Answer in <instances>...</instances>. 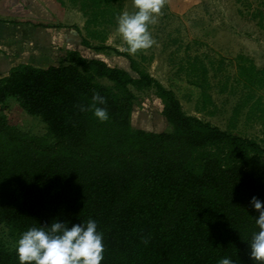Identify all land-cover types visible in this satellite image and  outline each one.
<instances>
[{"label":"trees","instance_id":"16d2710c","mask_svg":"<svg viewBox=\"0 0 264 264\" xmlns=\"http://www.w3.org/2000/svg\"><path fill=\"white\" fill-rule=\"evenodd\" d=\"M72 1L87 16L86 35L72 26L80 44L96 52L111 49L106 26L118 16L119 0ZM0 23L38 35L56 27L33 20ZM35 51V60L23 54L25 60L0 73V105L15 99L46 126L45 134H32L0 117V227L9 234V242L0 239V264H19L16 241L30 227L56 220L71 227L89 219L103 234L101 264H218L222 257L256 264L249 244L259 213L250 201L255 196L264 202V140L187 114L175 91L127 51L116 50L135 74L103 56H85L77 46ZM0 52L14 54L1 46ZM241 59L249 93L235 117L247 108V119L259 121L264 134V68ZM203 69L200 111L212 102ZM148 89L163 101L165 130L133 122L139 93ZM94 93L106 99L98 106L107 108V121L81 111Z\"/></svg>","mask_w":264,"mask_h":264},{"label":"rangeland","instance_id":"374dc122","mask_svg":"<svg viewBox=\"0 0 264 264\" xmlns=\"http://www.w3.org/2000/svg\"><path fill=\"white\" fill-rule=\"evenodd\" d=\"M115 7L118 16L125 11H136L133 0H119ZM117 17L106 26V45L111 49L96 52L82 46V37L72 29L73 25H78L83 35L87 32V16L72 0H66L65 4L57 0H0L2 20H33L56 26L40 31L36 28L38 35L23 31L30 29L25 26L18 31L12 23H0L2 30L6 27L10 33L17 31L13 37L0 33V44L14 53L13 57L18 62L28 57H23V54H30L29 57L35 60L36 48L51 54L59 46H77L85 56H103L111 64L135 74L130 68V61L116 52L126 51L127 48L117 31ZM149 31L153 45L131 56L164 86L175 91L187 114L233 133L260 142L264 140L262 125L257 120L247 119V108L235 117L237 104L249 93L240 77L239 59L242 56L249 58L258 68H264V0H164L155 23L149 25ZM91 42L97 43L94 40ZM204 67L208 69L205 88L212 102L200 111L203 106L200 79ZM260 93L263 91L255 93L253 99L256 100ZM139 97L134 124L153 131L165 130L168 124L161 115L164 105L155 90L142 91ZM1 116L29 133H46V126L40 118L24 111L15 99L10 98L0 105ZM8 238L7 228L0 227V239L9 242Z\"/></svg>","mask_w":264,"mask_h":264},{"label":"clouds","instance_id":"9594fccd","mask_svg":"<svg viewBox=\"0 0 264 264\" xmlns=\"http://www.w3.org/2000/svg\"><path fill=\"white\" fill-rule=\"evenodd\" d=\"M135 12H122L117 17V31L127 45L130 55L150 48L154 41L149 25L164 6V0H133ZM105 97L94 93L91 103L81 111H92L101 122L109 119ZM250 203L258 211L255 224L258 231L252 235L250 258L256 264H264V202L253 196ZM15 251L19 264H101L104 259L103 234L95 220L73 224L56 220L50 225L30 227L16 241ZM218 264H234L230 257H222Z\"/></svg>","mask_w":264,"mask_h":264},{"label":"crops","instance_id":"0c3cea01","mask_svg":"<svg viewBox=\"0 0 264 264\" xmlns=\"http://www.w3.org/2000/svg\"><path fill=\"white\" fill-rule=\"evenodd\" d=\"M4 29H6V28H3V30L2 29H0V33L1 34H4L3 33V31H4ZM24 31H28V32H30V30H28V29H24ZM34 33V32H33ZM0 34V35H1ZM4 36L6 37V36H9L7 33H6V35L4 34ZM0 46L1 47H3V45L2 44H0ZM22 59V58H21ZM14 63H18V61L17 60H15L14 59V57H8V56H4L3 54H2V52H0V73H4V74H7L9 71H10V69H11V67H12V65L14 64Z\"/></svg>","mask_w":264,"mask_h":264}]
</instances>
